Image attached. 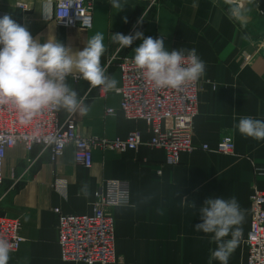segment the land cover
<instances>
[{"label": "crops", "instance_id": "crops-1", "mask_svg": "<svg viewBox=\"0 0 264 264\" xmlns=\"http://www.w3.org/2000/svg\"><path fill=\"white\" fill-rule=\"evenodd\" d=\"M90 1L95 2L93 28L84 30L55 23L56 0H0V18L11 16L40 43L54 38L76 52L102 32L107 49L102 66L117 56L106 73L118 81L114 90L90 89L75 71L67 77L79 97L86 95L90 111L81 115L59 110L60 119L72 114L85 137L114 140L138 133L143 142L149 141L148 124L125 116L118 92L119 63L133 59V49L142 40L121 48L111 37L137 31L145 38L163 36L167 50L195 48L206 64L198 80L196 150L182 153L178 165H167L161 148L142 145L123 153L100 148L94 151L93 167L87 169L76 163L72 147L56 160L50 149L40 146L31 151L24 144L9 149L0 186V220L19 223L23 238L18 250L10 253L9 264H85L63 260L56 209L64 215H93L96 196L112 180L130 183L131 204L111 209L115 261L108 264H209L210 249L216 244L209 234L193 228L201 222L199 208L204 201L235 196L244 211L242 237H246L253 190L264 192V140L246 138L234 127L243 116L264 120V0H250L243 21L229 19L224 0H157L151 7L152 0H120L121 10L112 8L110 0ZM109 109L115 113L107 114ZM173 126L172 120L163 123L164 129ZM227 136L234 141V154L202 149L204 145L215 149ZM84 184L87 196L81 192ZM182 200L194 202L195 209ZM246 260V246L240 240L228 264Z\"/></svg>", "mask_w": 264, "mask_h": 264}, {"label": "built area", "instance_id": "built-area-1", "mask_svg": "<svg viewBox=\"0 0 264 264\" xmlns=\"http://www.w3.org/2000/svg\"><path fill=\"white\" fill-rule=\"evenodd\" d=\"M95 2L90 0H56L55 23L60 27L93 28ZM249 61L250 58L247 56ZM117 56L109 59L106 69L117 61ZM122 87L118 92L122 96L121 110L128 119L144 120L152 132L146 143L138 133L130 134L126 139H101L82 135L78 123L71 114L62 121L59 111L52 110L38 118L34 125L21 126L13 111L7 106H0V186L5 181L4 162L7 151L18 144H24L29 151L34 146L42 150L50 149L52 158L64 155L68 147L74 149L77 164L91 169L94 165V151L104 149L123 153L136 151L142 145L161 148L166 152L167 165H178L181 154L196 150L193 144L194 119L197 115L198 81L190 83L181 90L155 89L149 85L142 74L134 67L132 59L120 62ZM75 78L78 79L77 76ZM115 113L109 109L107 114ZM174 121V126L164 129V121ZM39 126L44 135L55 134L58 142L46 145L43 139L31 138L32 128ZM205 151L220 154H234L235 145L232 137H223L215 149L204 145ZM131 204V190L128 181H106L105 191L96 196L94 214L91 216L60 215L59 233L62 257L65 261L85 264H108L115 261L114 221L111 209ZM251 229L241 241L246 246L247 260L244 264H264V192L254 188L251 196ZM20 225L15 222L0 220V235L6 236L18 250L23 238Z\"/></svg>", "mask_w": 264, "mask_h": 264}, {"label": "clouds", "instance_id": "clouds-1", "mask_svg": "<svg viewBox=\"0 0 264 264\" xmlns=\"http://www.w3.org/2000/svg\"><path fill=\"white\" fill-rule=\"evenodd\" d=\"M224 3L229 19H246L249 11L246 5L250 0H224ZM110 4L114 9L124 7L120 0H110ZM111 39L121 48L142 40L133 49L132 63L155 89L179 91L205 74L206 64L195 48L169 51L163 36L145 38L137 31L134 35L115 33ZM104 40V34L96 32L82 50L73 52L54 38L40 43L27 27L4 15L0 18V106L13 111L24 127L34 125L38 118L52 110L87 115L90 108L85 104L86 95L79 97L67 83V77L75 71L89 83L90 89L99 87L101 92L116 89L118 81L107 75L106 67L101 64V57L107 50ZM234 127L246 138L264 140V120L243 116ZM31 138L43 139L46 145L58 142L55 134L44 135L39 126L32 128ZM87 189L86 184L81 188L85 196ZM182 204L195 209L194 202L182 200ZM199 215L201 222L194 225V230L209 234L210 242L216 244L215 249H210L209 264L212 261L228 264L243 235L245 216L238 200L235 196L229 199L209 197L199 208ZM12 251L14 245L6 236L0 235V264H9Z\"/></svg>", "mask_w": 264, "mask_h": 264}, {"label": "rangeland", "instance_id": "rangeland-1", "mask_svg": "<svg viewBox=\"0 0 264 264\" xmlns=\"http://www.w3.org/2000/svg\"><path fill=\"white\" fill-rule=\"evenodd\" d=\"M157 0H152V2L150 3L149 7H151Z\"/></svg>", "mask_w": 264, "mask_h": 264}]
</instances>
